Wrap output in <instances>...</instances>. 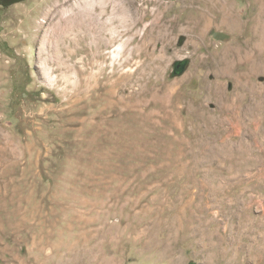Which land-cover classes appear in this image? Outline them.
<instances>
[{"label": "rangeland", "instance_id": "obj_1", "mask_svg": "<svg viewBox=\"0 0 264 264\" xmlns=\"http://www.w3.org/2000/svg\"><path fill=\"white\" fill-rule=\"evenodd\" d=\"M209 1L0 0V264H264V115L228 104L264 73L224 62L260 6Z\"/></svg>", "mask_w": 264, "mask_h": 264}, {"label": "bare ground", "instance_id": "obj_2", "mask_svg": "<svg viewBox=\"0 0 264 264\" xmlns=\"http://www.w3.org/2000/svg\"><path fill=\"white\" fill-rule=\"evenodd\" d=\"M256 1L258 5L260 6V13H259V19L257 18L259 24L256 26L258 30L255 36L253 37L251 42L247 45L246 49L244 48L243 50H240V49L232 50L230 52L228 59L224 61L228 67L229 65L231 66V64L237 58L247 59L248 61L251 62V67L247 71L250 74L251 73H264V0H256ZM209 3L212 4L214 8H216L218 13L221 15L220 22H222L223 25L233 26V20L235 19V17L233 14V9L231 8L230 0H210ZM83 14L84 16H86L87 13L85 10H83ZM71 22H73V19L71 18L67 19L63 27H65L66 25H69V23ZM213 35L215 38L220 39V40L227 39V35L220 34L217 31H215ZM253 53L255 54V56H253ZM244 78L245 79L248 78V74L246 72L244 74ZM243 84L240 86L242 93L237 95L236 99L232 98L228 101L229 109L233 111V114H235L236 118L238 117L240 118L241 113H242V102L244 100L243 96L246 97L243 93L249 91L250 94L253 93L254 96L257 97L256 99L259 100L261 112L264 115V91L262 93L253 92L251 89L253 87H250L247 83H243ZM257 136L260 141H264V127H261L258 129ZM263 145H264V142H263Z\"/></svg>", "mask_w": 264, "mask_h": 264}, {"label": "water", "instance_id": "obj_3", "mask_svg": "<svg viewBox=\"0 0 264 264\" xmlns=\"http://www.w3.org/2000/svg\"><path fill=\"white\" fill-rule=\"evenodd\" d=\"M180 68V67H179ZM183 67H182V65H181V69H182Z\"/></svg>", "mask_w": 264, "mask_h": 264}]
</instances>
